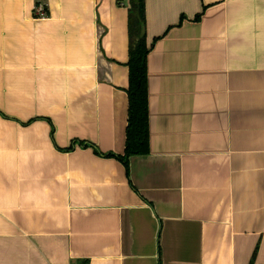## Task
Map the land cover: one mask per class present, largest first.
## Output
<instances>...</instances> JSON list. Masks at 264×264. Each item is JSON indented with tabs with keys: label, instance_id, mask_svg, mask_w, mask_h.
Segmentation results:
<instances>
[{
	"label": "crops",
	"instance_id": "obj_1",
	"mask_svg": "<svg viewBox=\"0 0 264 264\" xmlns=\"http://www.w3.org/2000/svg\"><path fill=\"white\" fill-rule=\"evenodd\" d=\"M126 3L0 0V264H264V0H144L128 167Z\"/></svg>",
	"mask_w": 264,
	"mask_h": 264
},
{
	"label": "trees",
	"instance_id": "obj_2",
	"mask_svg": "<svg viewBox=\"0 0 264 264\" xmlns=\"http://www.w3.org/2000/svg\"><path fill=\"white\" fill-rule=\"evenodd\" d=\"M121 1V0H119ZM128 12V120L126 129L125 151L122 156L106 154L101 156L116 158L128 167L129 158L146 156L149 154L148 106H147V56L151 47L146 42L145 7L144 0H127ZM196 17L195 21L199 20ZM75 146L92 148L99 155L97 149L88 143L74 142L66 152Z\"/></svg>",
	"mask_w": 264,
	"mask_h": 264
},
{
	"label": "built area",
	"instance_id": "obj_3",
	"mask_svg": "<svg viewBox=\"0 0 264 264\" xmlns=\"http://www.w3.org/2000/svg\"><path fill=\"white\" fill-rule=\"evenodd\" d=\"M41 12H42V9H41V7H39V11H38V13H39V14H42L43 12H42V13H41Z\"/></svg>",
	"mask_w": 264,
	"mask_h": 264
}]
</instances>
